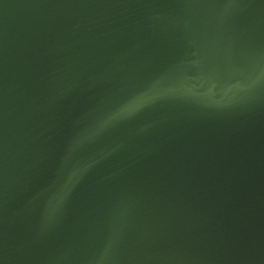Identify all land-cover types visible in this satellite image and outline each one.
I'll return each instance as SVG.
<instances>
[{"label": "water", "instance_id": "95a60500", "mask_svg": "<svg viewBox=\"0 0 264 264\" xmlns=\"http://www.w3.org/2000/svg\"><path fill=\"white\" fill-rule=\"evenodd\" d=\"M0 264H264V0H0Z\"/></svg>", "mask_w": 264, "mask_h": 264}, {"label": "clouds", "instance_id": "9594fccd", "mask_svg": "<svg viewBox=\"0 0 264 264\" xmlns=\"http://www.w3.org/2000/svg\"><path fill=\"white\" fill-rule=\"evenodd\" d=\"M134 111H135V109L133 107H131L130 105L121 106L120 108H118L113 113L107 115L106 117H104L100 121H98V123L95 127V131L90 133L89 135L90 136L95 135L96 133H98V132L104 130L105 128H107L108 126H110L112 123H114L118 120L130 117ZM75 174H76V172L74 171L72 173V175H75Z\"/></svg>", "mask_w": 264, "mask_h": 264}]
</instances>
